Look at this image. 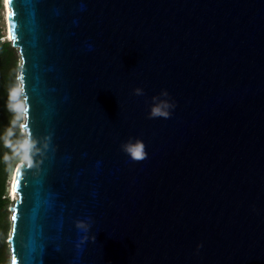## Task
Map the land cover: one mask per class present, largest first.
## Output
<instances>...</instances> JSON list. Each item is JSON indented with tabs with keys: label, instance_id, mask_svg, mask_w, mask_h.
I'll return each instance as SVG.
<instances>
[{
	"label": "water",
	"instance_id": "obj_1",
	"mask_svg": "<svg viewBox=\"0 0 264 264\" xmlns=\"http://www.w3.org/2000/svg\"><path fill=\"white\" fill-rule=\"evenodd\" d=\"M7 5L10 264H264V0ZM162 89L175 107L150 118Z\"/></svg>",
	"mask_w": 264,
	"mask_h": 264
},
{
	"label": "trees",
	"instance_id": "obj_2",
	"mask_svg": "<svg viewBox=\"0 0 264 264\" xmlns=\"http://www.w3.org/2000/svg\"><path fill=\"white\" fill-rule=\"evenodd\" d=\"M1 37L3 33L0 27V264H10L7 237L12 200L6 195V178L19 161L25 135L20 130L23 100L16 78L19 54L10 40H2Z\"/></svg>",
	"mask_w": 264,
	"mask_h": 264
},
{
	"label": "clouds",
	"instance_id": "obj_3",
	"mask_svg": "<svg viewBox=\"0 0 264 264\" xmlns=\"http://www.w3.org/2000/svg\"><path fill=\"white\" fill-rule=\"evenodd\" d=\"M133 94L137 96L144 95V90L140 87L133 89ZM175 107L174 102L169 98V94L166 89H162L158 94L153 95L148 104V116L150 118L162 117L167 118L171 115V110ZM27 141L23 142L26 145ZM122 151H124L130 159L141 160L146 157L145 145L137 138H129L121 145ZM76 227L83 233L87 234L90 224L87 220L76 221ZM87 238L86 235L82 239ZM198 247H202L199 245Z\"/></svg>",
	"mask_w": 264,
	"mask_h": 264
},
{
	"label": "rangeland",
	"instance_id": "obj_4",
	"mask_svg": "<svg viewBox=\"0 0 264 264\" xmlns=\"http://www.w3.org/2000/svg\"><path fill=\"white\" fill-rule=\"evenodd\" d=\"M1 1V7H0V27L2 28V33H3V37H1V39L3 40V39H7L6 38V36H7V31H6V24H5V19H4V14H5V10H4V5H3V0H0ZM19 89V88H18ZM22 107H23V104H22V106H21V109H22ZM21 119H22V121H23V113H21ZM20 130H21V132L24 134V131H23V129L20 127ZM25 135V134H24ZM23 142H24V139H22V142H21V147H22V153H21V155H20V158H19V160L20 159H23V155H24V146H22L23 145ZM11 173H12V171H9L8 172V174H7V178H6V195H8L9 194V196H10V192H9V190L10 189H8V187H10V184H11V182H10V178H11ZM9 192V193H8ZM10 199L12 200V203H13V201H14V199L13 198H11V196H10Z\"/></svg>",
	"mask_w": 264,
	"mask_h": 264
},
{
	"label": "bare ground",
	"instance_id": "obj_5",
	"mask_svg": "<svg viewBox=\"0 0 264 264\" xmlns=\"http://www.w3.org/2000/svg\"><path fill=\"white\" fill-rule=\"evenodd\" d=\"M3 2H4V7H5V14L9 11V8H8V5H7V2H6V0H3ZM7 36H8V32H7ZM13 171H12V173H11V178H10V182H11V184L13 183ZM9 192H10V196H11V198H13V199H15V197H16V193H15V191L13 192V188H11V186L9 187ZM8 192V193H9ZM9 196V197H10Z\"/></svg>",
	"mask_w": 264,
	"mask_h": 264
},
{
	"label": "snow or ice",
	"instance_id": "obj_6",
	"mask_svg": "<svg viewBox=\"0 0 264 264\" xmlns=\"http://www.w3.org/2000/svg\"><path fill=\"white\" fill-rule=\"evenodd\" d=\"M7 2V0H6ZM15 187H16V181H15V178L13 179V192L15 191Z\"/></svg>",
	"mask_w": 264,
	"mask_h": 264
}]
</instances>
